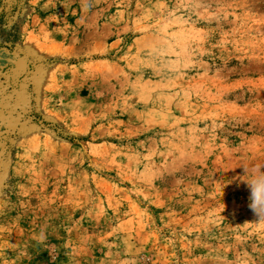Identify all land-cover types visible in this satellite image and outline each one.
Returning <instances> with one entry per match:
<instances>
[{
    "label": "rangeland",
    "instance_id": "obj_1",
    "mask_svg": "<svg viewBox=\"0 0 264 264\" xmlns=\"http://www.w3.org/2000/svg\"><path fill=\"white\" fill-rule=\"evenodd\" d=\"M256 164L264 0H0V264H264Z\"/></svg>",
    "mask_w": 264,
    "mask_h": 264
},
{
    "label": "clouds",
    "instance_id": "obj_2",
    "mask_svg": "<svg viewBox=\"0 0 264 264\" xmlns=\"http://www.w3.org/2000/svg\"><path fill=\"white\" fill-rule=\"evenodd\" d=\"M244 174L248 173V168H243ZM246 183L248 195V208L258 221H264V164H256L252 167L251 178L244 181ZM223 197V192L219 195V202ZM222 211L227 209V205L220 202ZM220 212V213H221ZM220 219H224L220 215Z\"/></svg>",
    "mask_w": 264,
    "mask_h": 264
}]
</instances>
